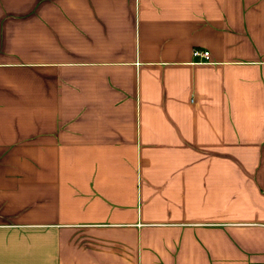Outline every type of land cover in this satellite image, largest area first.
<instances>
[{"label":"crops","instance_id":"obj_1","mask_svg":"<svg viewBox=\"0 0 264 264\" xmlns=\"http://www.w3.org/2000/svg\"><path fill=\"white\" fill-rule=\"evenodd\" d=\"M0 264H264V0H0Z\"/></svg>","mask_w":264,"mask_h":264},{"label":"built area","instance_id":"obj_2","mask_svg":"<svg viewBox=\"0 0 264 264\" xmlns=\"http://www.w3.org/2000/svg\"><path fill=\"white\" fill-rule=\"evenodd\" d=\"M192 58H199L201 59L202 63L208 62L209 59V52L208 51H202L199 49H193L191 52Z\"/></svg>","mask_w":264,"mask_h":264}]
</instances>
